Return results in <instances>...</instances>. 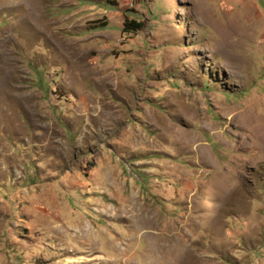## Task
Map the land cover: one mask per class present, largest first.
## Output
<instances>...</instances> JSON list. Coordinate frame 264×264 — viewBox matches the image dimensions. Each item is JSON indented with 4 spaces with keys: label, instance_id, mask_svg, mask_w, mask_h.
I'll list each match as a JSON object with an SVG mask.
<instances>
[{
    "label": "rangeland",
    "instance_id": "1",
    "mask_svg": "<svg viewBox=\"0 0 264 264\" xmlns=\"http://www.w3.org/2000/svg\"><path fill=\"white\" fill-rule=\"evenodd\" d=\"M0 264H264V0H0Z\"/></svg>",
    "mask_w": 264,
    "mask_h": 264
},
{
    "label": "trees",
    "instance_id": "2",
    "mask_svg": "<svg viewBox=\"0 0 264 264\" xmlns=\"http://www.w3.org/2000/svg\"><path fill=\"white\" fill-rule=\"evenodd\" d=\"M144 27V23L136 19L126 20L124 25L125 32H134Z\"/></svg>",
    "mask_w": 264,
    "mask_h": 264
},
{
    "label": "bare ground",
    "instance_id": "3",
    "mask_svg": "<svg viewBox=\"0 0 264 264\" xmlns=\"http://www.w3.org/2000/svg\"><path fill=\"white\" fill-rule=\"evenodd\" d=\"M247 13H248V18L251 20L252 19V15H251V12H250V10L249 9H247ZM234 31H231L230 33H233ZM235 32H236V30H235ZM229 34V33H228ZM228 36V35H227ZM226 43V42H225Z\"/></svg>",
    "mask_w": 264,
    "mask_h": 264
}]
</instances>
